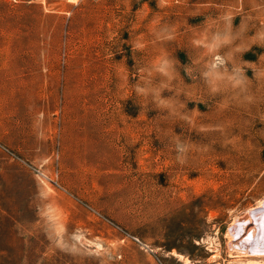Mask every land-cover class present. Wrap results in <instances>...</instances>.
Instances as JSON below:
<instances>
[{
	"label": "rangeland",
	"instance_id": "obj_1",
	"mask_svg": "<svg viewBox=\"0 0 264 264\" xmlns=\"http://www.w3.org/2000/svg\"><path fill=\"white\" fill-rule=\"evenodd\" d=\"M187 3L168 0L159 10L156 0H131V9L129 0H0V264L257 260L233 249L228 233L264 200V138L255 137V150L215 145L179 165L154 134L157 113L126 100L130 46L109 54L130 34L149 40V7L157 21L182 20ZM170 47H187L185 36ZM159 50L150 45L146 55ZM261 54L254 47L244 59ZM176 56L188 63L184 50ZM188 108L204 113L185 128L193 141L201 121L234 117Z\"/></svg>",
	"mask_w": 264,
	"mask_h": 264
},
{
	"label": "clouds",
	"instance_id": "obj_2",
	"mask_svg": "<svg viewBox=\"0 0 264 264\" xmlns=\"http://www.w3.org/2000/svg\"><path fill=\"white\" fill-rule=\"evenodd\" d=\"M175 3L180 5L183 0ZM167 4L168 0H156L159 10ZM187 10L182 20L157 21L159 11L153 12L149 7L148 23L154 25L147 33L149 40L138 43L135 41L144 33L135 37L130 34L128 41L120 39L115 51L109 49L113 58L121 52L122 43L130 46L135 63L130 72L123 61L132 93L126 100L133 99L145 115L157 113L151 119L155 122L154 134L164 146H171L181 166L188 163L193 153L215 152V145L235 151L251 144L255 150V137L264 138V128L256 130L257 122L264 125V54L255 62L244 59L254 47L264 49V0H188ZM141 11L143 5L136 12ZM196 17H203V21L188 23V18ZM177 24L181 27L177 28ZM181 34L187 47L173 51L170 46ZM150 45L160 50L149 57L146 49ZM178 49L186 52L188 63L177 58ZM130 77L136 82L130 83ZM189 103L203 104L217 113H234V117L215 123L201 121L193 129L201 139L193 141L185 134V128H192L194 114L204 113L198 108L190 110ZM176 127L182 129L180 134ZM234 140L238 144H232ZM193 264L201 261L197 259Z\"/></svg>",
	"mask_w": 264,
	"mask_h": 264
},
{
	"label": "bare ground",
	"instance_id": "obj_3",
	"mask_svg": "<svg viewBox=\"0 0 264 264\" xmlns=\"http://www.w3.org/2000/svg\"><path fill=\"white\" fill-rule=\"evenodd\" d=\"M228 235L233 249H240L245 253V256H253L257 259H241L236 261L237 264H264V200L260 201L259 206L252 208L246 216L236 218ZM235 241L246 244L244 249H241L242 247L240 248ZM175 256L179 259L184 258L179 254Z\"/></svg>",
	"mask_w": 264,
	"mask_h": 264
}]
</instances>
